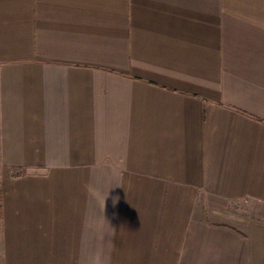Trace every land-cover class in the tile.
<instances>
[{"label":"crops","instance_id":"1","mask_svg":"<svg viewBox=\"0 0 264 264\" xmlns=\"http://www.w3.org/2000/svg\"><path fill=\"white\" fill-rule=\"evenodd\" d=\"M0 264H264V0H0Z\"/></svg>","mask_w":264,"mask_h":264},{"label":"clouds","instance_id":"2","mask_svg":"<svg viewBox=\"0 0 264 264\" xmlns=\"http://www.w3.org/2000/svg\"><path fill=\"white\" fill-rule=\"evenodd\" d=\"M118 201H119V197L118 196L114 197L113 198V206H115L118 203Z\"/></svg>","mask_w":264,"mask_h":264},{"label":"built area","instance_id":"3","mask_svg":"<svg viewBox=\"0 0 264 264\" xmlns=\"http://www.w3.org/2000/svg\"><path fill=\"white\" fill-rule=\"evenodd\" d=\"M243 204H246V202L244 201L242 204H237V206H236V207L239 209V208H241V207H242V205H243Z\"/></svg>","mask_w":264,"mask_h":264}]
</instances>
